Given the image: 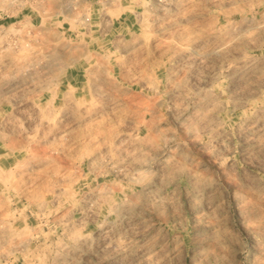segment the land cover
Segmentation results:
<instances>
[{
    "label": "rangeland",
    "instance_id": "1",
    "mask_svg": "<svg viewBox=\"0 0 264 264\" xmlns=\"http://www.w3.org/2000/svg\"><path fill=\"white\" fill-rule=\"evenodd\" d=\"M0 264H264V0H0Z\"/></svg>",
    "mask_w": 264,
    "mask_h": 264
},
{
    "label": "bare ground",
    "instance_id": "2",
    "mask_svg": "<svg viewBox=\"0 0 264 264\" xmlns=\"http://www.w3.org/2000/svg\"><path fill=\"white\" fill-rule=\"evenodd\" d=\"M85 240H87V238L85 239V238H80V240L79 241H81V242H83V241H85Z\"/></svg>",
    "mask_w": 264,
    "mask_h": 264
}]
</instances>
